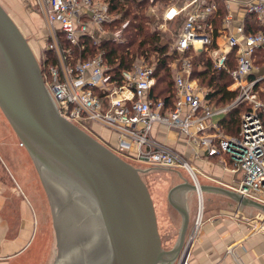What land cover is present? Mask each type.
<instances>
[{"label":"built area","instance_id":"2783aa9c","mask_svg":"<svg viewBox=\"0 0 264 264\" xmlns=\"http://www.w3.org/2000/svg\"><path fill=\"white\" fill-rule=\"evenodd\" d=\"M153 4L158 0H142ZM44 25V44L35 53L44 81L59 115L83 131L92 126L111 133L115 143L105 142L119 157L151 168L184 170L195 187L203 209V195L196 170L184 153L158 141L153 131L163 126L175 132L192 147L198 159L218 157L222 167L233 175V190L264 205V73L254 62L264 60V35L246 33L248 15L264 23V0H251L238 16L225 4L226 16L214 34L216 4L210 0H169L161 16L163 23L184 14V22L169 44L175 60L170 63L173 102L151 97L156 85L157 58L137 57L127 69L116 72L108 63L102 45L124 44L127 22L117 26L119 16L110 10L108 0H35ZM182 6L178 7L177 4ZM215 36V37H214ZM235 51V67L227 61ZM206 53L213 68L225 71L232 83L228 91L236 99L217 106L209 90L193 78L194 55ZM264 64V63H263ZM253 76V79L250 77ZM245 105L234 135L225 134L223 121L235 108ZM100 138V134H97ZM195 151H199L198 154ZM141 168V167H139ZM198 212V210H197ZM202 213V212H201ZM201 217L173 264H187L190 248Z\"/></svg>","mask_w":264,"mask_h":264},{"label":"water","instance_id":"95a60500","mask_svg":"<svg viewBox=\"0 0 264 264\" xmlns=\"http://www.w3.org/2000/svg\"><path fill=\"white\" fill-rule=\"evenodd\" d=\"M0 113L36 169L62 240L58 264L174 263L190 226L180 195L195 187L183 179L168 192L181 226L173 248L164 251L142 171L61 118L35 53L1 4ZM200 191L227 196L264 216V205L234 191L202 185ZM89 217L92 233L85 226Z\"/></svg>","mask_w":264,"mask_h":264},{"label":"crops","instance_id":"0c3cea01","mask_svg":"<svg viewBox=\"0 0 264 264\" xmlns=\"http://www.w3.org/2000/svg\"><path fill=\"white\" fill-rule=\"evenodd\" d=\"M250 2L224 0L235 17ZM6 3L10 4L8 0ZM16 3L20 4L18 0ZM0 4L4 6L2 0ZM176 6L182 5L179 3ZM180 16L185 18L184 14ZM254 65L259 73H264V64L258 58ZM1 117L0 113V264H7L30 246L36 215L23 190H28L29 184H35L38 178L29 160H26L28 168L19 165L24 160V149L13 135L8 134L6 123L1 121ZM153 135L168 146H178L185 155L189 152L190 163L201 177L202 182L199 181V184L234 191L233 175L229 169L222 167L218 157L197 159L192 147L183 138L163 126H156ZM202 195L203 209L201 206L200 215L198 213L201 223L190 248L187 264H264V218L260 211L239 205L221 194L203 192ZM185 206L190 209L188 202ZM188 213L191 223L195 215H191L190 211ZM179 219L178 213L175 219L171 218L172 227L177 225Z\"/></svg>","mask_w":264,"mask_h":264},{"label":"rangeland","instance_id":"374dc122","mask_svg":"<svg viewBox=\"0 0 264 264\" xmlns=\"http://www.w3.org/2000/svg\"><path fill=\"white\" fill-rule=\"evenodd\" d=\"M2 1L4 2V4H2L4 6L2 7L17 24L24 37L27 39L33 52L38 54L41 51L42 46L45 45L44 38L46 37V31L45 25L41 17L39 16L38 11L35 8V6H37L35 0H18L20 3L19 5L16 3V0H8L10 4L6 3L7 0ZM168 5H171L169 4V0H158L153 4L147 6L146 15L150 20L151 29L157 30V25H162L161 16L168 7ZM183 22L184 17L180 16L179 18H176L175 20L170 23H167L166 25L163 23V31H161L163 32V37L161 39L162 44L169 45L173 42V40L177 37V34L179 33ZM258 23L261 25V27H264V23ZM214 26L215 24H213V27ZM220 27L221 23L218 28ZM259 32L261 33V31H258V33ZM1 118V121L6 123L8 134L13 135V137H15V140L17 141L16 136L12 132L11 128L8 126L3 116ZM92 128V131L84 132L90 135L100 144L109 147L106 145L105 142L109 141L111 144L115 143V138L111 133L99 129L97 126L94 125L92 126ZM97 134H100V138ZM170 147L175 148L173 147V145H170ZM176 149L180 151L179 149L181 148H178L177 146ZM23 152L24 160L21 161L19 165L23 166V168H28L26 160H29L30 162L31 160L27 155L26 151L24 150ZM185 156H187V160L190 161V159L188 158V156H190L189 152ZM122 159L134 168L142 171L141 178L148 187L149 193L154 204L158 232L161 239V247L164 251L171 250L177 240L178 232L181 226V219H179V222L177 221L176 226L172 227L173 225L171 218L175 219L177 213L168 203V192L175 185L181 183L183 179L187 180L190 183V177L184 170H175L168 168L150 169L145 167L144 165L130 162L124 158ZM33 171L35 176L38 178L35 168H33ZM196 176L198 178V181L202 182L198 172H196ZM23 191L27 195V198L29 199L32 207V211L36 215V220L34 222L33 237L28 249L23 251L16 258L11 259L9 261L7 260V264H56L57 261L62 262L60 260L61 256L58 260L59 244L62 243V240L57 234V229L52 219L49 204L47 202V198L41 187L39 179L35 184H29L28 190L26 189ZM180 196V202L184 205L188 202V204H190V209H187L188 212L190 211L191 215H195L193 222L190 223V229L188 231L189 233L194 227V221L196 219V215L199 213L200 203L198 209L196 193L186 192ZM93 221H91L90 217L86 220L85 226H87L89 232L91 230L93 231ZM171 228L174 230L171 231Z\"/></svg>","mask_w":264,"mask_h":264},{"label":"trees","instance_id":"16d2710c","mask_svg":"<svg viewBox=\"0 0 264 264\" xmlns=\"http://www.w3.org/2000/svg\"><path fill=\"white\" fill-rule=\"evenodd\" d=\"M108 2L111 12L119 16L117 26L120 27L126 22L128 24L123 30L126 37L124 44L116 45L106 42L102 45L108 63L116 72H119L129 68L137 57L149 59L150 56H155L158 60L155 72L156 85L151 91V97L163 99L171 104L173 102V79L170 63L175 60V54L170 53L168 45L162 44L163 32L150 28V20L146 15L147 6L150 4L142 0H108ZM210 2L215 3L217 7L213 34L216 36L221 20L224 19L227 12L224 0H210ZM244 26L248 34H256L261 31L264 35V27H261L252 15L245 17ZM234 52L231 53L227 61L229 69L235 67ZM257 56L258 61L264 63L261 56L259 54ZM192 62L193 78L198 81L200 86L209 90V98L213 103L217 106H225L236 99L237 93L227 90L232 83L230 76L225 71L215 70L206 53L194 55ZM250 79H253V76ZM248 110L247 106L242 105L230 111L223 121L224 133L228 135L236 133L240 114Z\"/></svg>","mask_w":264,"mask_h":264},{"label":"bare ground","instance_id":"6f19581e","mask_svg":"<svg viewBox=\"0 0 264 264\" xmlns=\"http://www.w3.org/2000/svg\"><path fill=\"white\" fill-rule=\"evenodd\" d=\"M199 192H200V189L198 190ZM200 203V209H201V202H199ZM200 213V212H199ZM198 217H199V215H198ZM264 222V221H263ZM62 261V260H61ZM60 262V261H59ZM61 263V262H60ZM56 264H58V261H57V263Z\"/></svg>","mask_w":264,"mask_h":264}]
</instances>
